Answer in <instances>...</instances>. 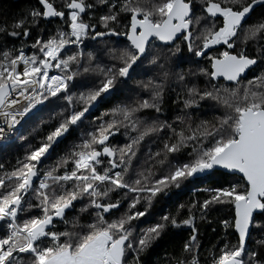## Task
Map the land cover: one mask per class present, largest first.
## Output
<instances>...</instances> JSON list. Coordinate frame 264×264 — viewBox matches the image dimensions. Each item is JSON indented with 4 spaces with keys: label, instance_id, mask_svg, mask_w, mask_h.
I'll list each match as a JSON object with an SVG mask.
<instances>
[{
    "label": "snow or ice",
    "instance_id": "obj_1",
    "mask_svg": "<svg viewBox=\"0 0 264 264\" xmlns=\"http://www.w3.org/2000/svg\"><path fill=\"white\" fill-rule=\"evenodd\" d=\"M37 5L0 22V152L27 142L0 163V264H142L181 226L190 235L169 264H264V11L251 20L264 0ZM117 84L128 95L112 103ZM208 176L223 182L191 189L202 200L134 223ZM216 206L235 242L202 261L197 213Z\"/></svg>",
    "mask_w": 264,
    "mask_h": 264
},
{
    "label": "trees",
    "instance_id": "obj_2",
    "mask_svg": "<svg viewBox=\"0 0 264 264\" xmlns=\"http://www.w3.org/2000/svg\"><path fill=\"white\" fill-rule=\"evenodd\" d=\"M59 2L60 0H55V3ZM37 6V0H0V22H3L4 20L11 21L13 17L18 18L23 13L27 12L30 8ZM262 11H264V9L257 7L255 12L252 14L251 20H258ZM44 26L46 28L55 29L57 27V24L55 22H52L51 24H45ZM115 39V37L112 38L113 41ZM119 39L123 40L124 38L120 37ZM26 51L30 50L26 49ZM185 55L188 54L185 53ZM188 66L194 67V65H185V67ZM114 92L115 95L110 98L112 103H116L119 100L124 99V97L128 95V93L124 90V86L121 84H117ZM172 98L175 99V93L172 94ZM110 106L111 105L109 103H105L101 107L106 108ZM177 111H179L177 106L171 103V101H168L166 105V115L174 116ZM196 116L211 120L213 111L210 107H202L196 113ZM43 118L47 120V113L44 114ZM36 124H39V120L36 121ZM33 126L34 125L32 124L25 125V127L21 129L20 132L24 135H27L31 131V127ZM44 127L46 128L47 125H45ZM118 138L122 139V137ZM70 142L71 141L69 140L68 143ZM26 143V141H17L6 151L0 152V163H14L18 156L23 155ZM60 147L63 148L64 145L62 144ZM222 182L223 181L220 180L219 176H208L204 177L200 181H197L195 184L189 185L188 187L182 186L180 189L173 188L171 189L170 197L161 196L158 198V202H154V206L151 210L150 215L143 217L139 221H135L134 223L138 224L140 227H147L149 223H153L158 219L159 214L168 212L176 214V209L180 204H188L192 200H202L204 198L205 194L203 192L193 191L191 189L208 187L210 185H215ZM186 213L187 209L181 210L178 218H185ZM228 216L229 212L226 206H216V208L212 212H210L208 217L204 220H201L199 218V213H197L195 223L198 228L199 242L202 245V261L204 260V257L206 255L210 254L208 250L212 247V245L219 246L225 239L230 240L233 243L235 242L234 236H225L223 226L220 223L221 219L227 218ZM189 235L190 229L186 226L177 228L169 227L158 241L154 242L149 249L141 254L140 259L142 261V264H169V260H174L176 257L180 256L182 245L185 241L188 240ZM253 239H255V234L253 235Z\"/></svg>",
    "mask_w": 264,
    "mask_h": 264
}]
</instances>
